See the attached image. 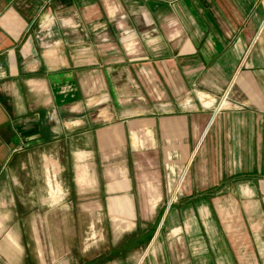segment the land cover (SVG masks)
<instances>
[{
  "label": "crops",
  "instance_id": "crops-1",
  "mask_svg": "<svg viewBox=\"0 0 264 264\" xmlns=\"http://www.w3.org/2000/svg\"><path fill=\"white\" fill-rule=\"evenodd\" d=\"M0 241L264 264V0H0Z\"/></svg>",
  "mask_w": 264,
  "mask_h": 264
},
{
  "label": "rangeland",
  "instance_id": "rangeland-1",
  "mask_svg": "<svg viewBox=\"0 0 264 264\" xmlns=\"http://www.w3.org/2000/svg\"><path fill=\"white\" fill-rule=\"evenodd\" d=\"M123 98H126V97H123ZM158 102H161L160 100L158 101H155V103H158ZM183 168H184V165H182V167H180V171H182L183 170ZM167 170H168V172H169V174H172V172H171V170L172 171H175L174 173H176L175 175H171V179H170V182H171V185L173 186V185H175L176 183H177V181H178V171H179V169L178 168H167ZM50 182H49V180H48V178H46V189H47V192L46 193H50L51 191L49 190V185L47 186V184H49ZM53 187H54V185H53ZM177 197V193H176V195H175V197H174V199ZM28 210H30V211H33L34 209L32 208V209H28ZM1 242V241H0ZM0 264H4V262H3V259H2V255H1V244H0Z\"/></svg>",
  "mask_w": 264,
  "mask_h": 264
},
{
  "label": "built area",
  "instance_id": "built-area-1",
  "mask_svg": "<svg viewBox=\"0 0 264 264\" xmlns=\"http://www.w3.org/2000/svg\"><path fill=\"white\" fill-rule=\"evenodd\" d=\"M171 172H172V174H170V175H172V176L175 175L174 171L171 170ZM177 184H178V181L173 186L171 185V182H168V186H169L168 187V192L170 193V200H173L175 195H176V193H177V188H178Z\"/></svg>",
  "mask_w": 264,
  "mask_h": 264
}]
</instances>
